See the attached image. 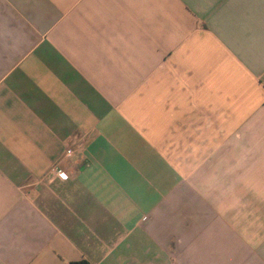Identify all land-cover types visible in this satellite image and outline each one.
<instances>
[{"label":"crops","instance_id":"crops-1","mask_svg":"<svg viewBox=\"0 0 264 264\" xmlns=\"http://www.w3.org/2000/svg\"><path fill=\"white\" fill-rule=\"evenodd\" d=\"M80 260L264 264V0H0V264Z\"/></svg>","mask_w":264,"mask_h":264},{"label":"built area","instance_id":"built-area-1","mask_svg":"<svg viewBox=\"0 0 264 264\" xmlns=\"http://www.w3.org/2000/svg\"><path fill=\"white\" fill-rule=\"evenodd\" d=\"M76 144H71V145H69L67 148H66V151H65V154H64V156H63V159H68V158H70L71 156H72V154H73V152H74V146H75ZM62 159V160H63ZM52 172L53 173H55L56 175H58V176H62V177H67L68 176V174L66 173V172H64V171H62V170H60V169H58L57 167H53L52 168Z\"/></svg>","mask_w":264,"mask_h":264},{"label":"trees","instance_id":"trees-1","mask_svg":"<svg viewBox=\"0 0 264 264\" xmlns=\"http://www.w3.org/2000/svg\"><path fill=\"white\" fill-rule=\"evenodd\" d=\"M70 264H90V263L87 260H80V261L71 262Z\"/></svg>","mask_w":264,"mask_h":264}]
</instances>
